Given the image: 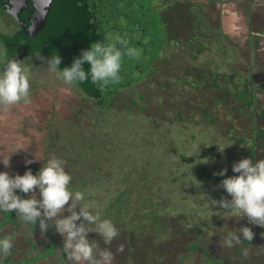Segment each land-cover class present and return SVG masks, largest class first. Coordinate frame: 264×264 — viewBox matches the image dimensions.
<instances>
[{
    "label": "trees",
    "instance_id": "1",
    "mask_svg": "<svg viewBox=\"0 0 264 264\" xmlns=\"http://www.w3.org/2000/svg\"><path fill=\"white\" fill-rule=\"evenodd\" d=\"M215 2L84 0L81 4V8L89 7L97 15L103 11L140 13L144 28L141 56L124 57L120 83L104 92L98 87L93 92L98 97V111L72 109L67 116L51 111L43 139L46 155L58 148L60 159L66 162L65 170L72 176L70 190L85 192V202L117 227L120 235L110 246L113 264H189L186 252L194 250H201L208 264H233L218 255L214 235L224 227L237 229L230 219L238 215L216 207L214 200L231 199L218 186L223 179L239 175L232 170L234 163L244 158L254 162L264 159V104L256 100L247 74L250 67L247 69L243 62L247 67L235 69L233 60L238 53L234 45L228 43L227 34H220L219 24L209 21ZM251 19L259 32L261 28L255 24L261 17L255 15L253 19L252 12ZM213 32L220 36H213ZM209 36L214 39L205 43ZM5 55L0 50V64ZM177 60L182 72L170 79L178 74ZM25 69L31 76L32 68ZM3 71L0 67V75ZM35 81L30 85L33 98L47 92L50 84L42 74ZM179 82L191 85L193 99L188 106L178 105L172 120L164 121L152 114L141 122L142 114L128 111L130 89L142 86L150 92L148 87L156 83L168 88ZM75 89L83 93L84 87ZM164 95L158 103L168 114L169 102ZM23 131L26 133V128ZM145 131L156 135L148 136ZM141 135L148 141L153 138L168 142L152 145ZM21 150L25 156L28 154ZM28 155L35 159L33 154ZM40 162L31 168L35 175L46 164ZM225 168V176L214 175ZM4 214L6 221L16 220L15 212ZM89 236L101 248L109 247L97 234ZM186 237L192 243H185ZM247 243L244 240L235 247L242 262V249ZM120 244L125 246L122 253L116 251ZM54 249L55 244L49 245L34 260L53 255ZM11 252L6 258L0 256V264H28L32 259Z\"/></svg>",
    "mask_w": 264,
    "mask_h": 264
},
{
    "label": "clouds",
    "instance_id": "2",
    "mask_svg": "<svg viewBox=\"0 0 264 264\" xmlns=\"http://www.w3.org/2000/svg\"><path fill=\"white\" fill-rule=\"evenodd\" d=\"M140 55L125 34L123 37L117 35L112 43H93L63 70L59 54L45 57L37 53L36 58L65 85L75 86L90 78L104 92L110 85L120 83L124 57L138 59ZM85 63L90 65V70H85ZM30 97L29 73L20 60L13 58L6 63L0 75V109L7 110L21 102L30 103ZM21 149L25 148L19 147L17 152ZM0 162L10 167V157H0ZM32 162L26 161L27 164ZM65 164V161L52 156L36 175L31 170L14 177L8 172H0V211L15 212L25 223L37 225L39 221L42 236L53 228L63 237V251L71 264H113L115 257L110 246L120 233L110 219H102L100 212L85 202V192L70 190L72 176L66 172ZM232 170L239 175L223 179L218 186L226 190L231 199L214 200L216 207L237 214L239 220L246 217L250 224L264 228V159L255 162L252 158L241 159L233 164ZM226 173L225 168L214 175L225 176ZM17 190L30 193L31 197L22 199L16 194ZM90 233L97 234L109 247L101 248L96 239L90 240ZM254 236L250 227L243 226L238 233L229 231L223 244L231 248L240 245L242 240L251 243ZM261 237L264 238V233ZM12 248L11 238L0 239V256H10ZM124 248L120 244L116 251L122 253ZM249 255L250 249H242L243 257Z\"/></svg>",
    "mask_w": 264,
    "mask_h": 264
},
{
    "label": "rangeland",
    "instance_id": "3",
    "mask_svg": "<svg viewBox=\"0 0 264 264\" xmlns=\"http://www.w3.org/2000/svg\"><path fill=\"white\" fill-rule=\"evenodd\" d=\"M252 12L253 19H255V15L261 17L260 21L255 24L257 28L262 26L264 29V0H216L209 15V21L213 25L219 24L223 26L225 24V27L230 29L234 40L236 35V40L240 42V49L236 52L241 57L242 62H245L250 67L251 71L247 72V74H249L255 88L256 100L260 101V104H264V32L251 34ZM212 35L217 38L220 36L217 32H213ZM213 36L206 37L205 43L213 40ZM0 50H2L1 46ZM173 60L175 61L176 59ZM26 64L24 68H32V75L29 76L30 85L34 79L38 81L40 74L43 75L44 79L50 81V84L48 82V86L46 87L47 92L36 95L34 96L35 98L33 96L30 97L32 101L34 100L33 102L31 101L27 104L21 102L20 104L11 106L7 110L0 109V157H10V167H6L0 162V172H8L13 177L17 174L24 175L27 171L32 170L31 168L34 164L40 161V163L47 162L51 158V155L59 159L61 158L58 155V148L48 156L43 149V139L47 133L49 121L48 114L51 111L56 110L67 116V114L71 113L72 109L97 112L99 108L95 99L79 93L75 89V86L65 85L61 80L56 78L54 73L49 72L47 65L40 60L30 61ZM175 65L177 66L176 71L178 74H174L170 79L176 78L175 76H178L182 72L178 69L180 68L178 66L179 62ZM181 77L186 78L185 76ZM148 89H150V92L142 86L139 90L138 88L129 90L131 94V100H129L131 109L128 107V111L133 114H142L141 122L149 119V116L152 114H155L153 115L155 117L162 118L164 121L172 120L176 115L177 106L180 104L188 106L193 99L194 90L188 83L181 84L179 82L175 86L168 88L156 83V85L149 86ZM163 94H165V98H168L170 112L168 114L162 110L159 104L163 101V98H161ZM120 99L118 98L119 102H121ZM152 102H154L153 107ZM119 109L122 110L121 108ZM123 110H126V108ZM151 110H156L157 113H151ZM189 112H191V107ZM23 128H26V133L23 131ZM145 132L148 136L154 137L156 135V133ZM141 139L152 145H161L165 141V139L157 140L153 138L148 141L142 135ZM167 139H169V133ZM11 144L21 145L20 147L25 148L23 150L28 154H33L35 159H31L28 154L25 156L20 153L22 150L17 152L19 147L13 148ZM34 147H39V149H34ZM27 160H32L33 162L27 164ZM16 194L21 196L22 199L31 197L30 193L24 194L20 190H17ZM36 196L38 197L39 193ZM65 215H69V213H65ZM13 217L16 219L15 221H6L7 217L4 211H0V239L4 237L11 238L13 243L12 251H15L19 256L32 258L28 264H71L63 251V237L56 233L53 228H50L42 236L39 229V221H37V225L25 222L22 224L21 217ZM230 220L234 221V225L232 222H228L237 229L224 227L216 231L214 235L215 248L218 250V255L233 264H264V238L261 237V233H264V228L250 224L246 217L239 220V216H234ZM243 226L250 227L255 236L251 243H247L250 255L242 262L235 251L237 245L229 248L223 244V241L229 231H236L238 233L239 228ZM217 234L218 236H216ZM89 239L93 240L94 237L89 236ZM191 240L189 237H186L184 242L190 244L192 243ZM243 242L244 240H242ZM212 243L214 244L213 240ZM51 244H55L53 255H46L39 260H34V257L41 251H45ZM199 251L201 250L186 252L185 256L189 264H208L206 256L200 254Z\"/></svg>",
    "mask_w": 264,
    "mask_h": 264
},
{
    "label": "flooded vegetation",
    "instance_id": "4",
    "mask_svg": "<svg viewBox=\"0 0 264 264\" xmlns=\"http://www.w3.org/2000/svg\"><path fill=\"white\" fill-rule=\"evenodd\" d=\"M83 1L0 0V46L6 54V58L0 64L1 69L4 70L6 63L14 56H19V51L23 53V50H37L30 55L23 53L24 57L20 60L22 66L38 60L37 53L45 57L59 54L62 58L60 68L63 70L70 67L82 50L90 49L93 43L98 41L112 43L117 35L123 37L125 34L130 39L131 46L136 47L141 53V32L144 28L141 26L140 13L121 15L103 11L102 15H97L89 10V7L85 10L81 8ZM219 27L220 34L222 36L227 34L228 43L234 45V51L239 50L240 42L236 40V35L234 40L225 24ZM253 27V23L250 24L252 35L264 32L262 26L258 27L261 28L259 32ZM2 39H6L7 42L3 43ZM13 50L15 53L11 54ZM237 57L233 60V66L239 70L245 63L238 54ZM84 68L86 71L90 70V65L85 63ZM89 85L91 91L85 88ZM76 86L84 87L83 93L89 98L95 100L98 98L93 93L98 86L93 84L90 78Z\"/></svg>",
    "mask_w": 264,
    "mask_h": 264
},
{
    "label": "water",
    "instance_id": "5",
    "mask_svg": "<svg viewBox=\"0 0 264 264\" xmlns=\"http://www.w3.org/2000/svg\"><path fill=\"white\" fill-rule=\"evenodd\" d=\"M35 51H37V50H27V51H24L23 50V53H25V54H27V55H30V54H32L33 52H35ZM15 53V51L13 50L12 52H11V54H14ZM19 53V56H14L13 58H15V59H18V60H21V58H23L24 57V55H23V53H21V51H19L18 52ZM21 55V56H20ZM12 58V59H13ZM11 59V60H12ZM86 89H87V91H91V85H89V87H85Z\"/></svg>",
    "mask_w": 264,
    "mask_h": 264
}]
</instances>
